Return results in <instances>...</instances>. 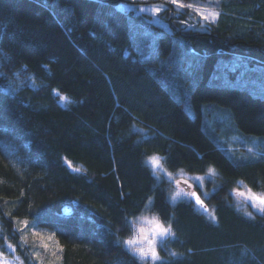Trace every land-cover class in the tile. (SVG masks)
I'll list each match as a JSON object with an SVG mask.
<instances>
[{
    "label": "trees",
    "instance_id": "16d2710c",
    "mask_svg": "<svg viewBox=\"0 0 264 264\" xmlns=\"http://www.w3.org/2000/svg\"><path fill=\"white\" fill-rule=\"evenodd\" d=\"M156 1L0 0V247L15 244L22 264H264V213L233 203L239 181L264 191V152L233 161L202 120L203 104L216 102L240 131L264 136V95L212 78L227 58L264 82V0H192L223 9L218 36H175L154 24L155 50L140 55L130 30L149 15L119 3ZM228 40L235 54L217 53ZM183 69L200 74L196 115L166 86ZM151 154L172 172L215 168L216 188L202 203L197 194L173 200L175 184L158 180ZM147 211L172 229L156 261L125 246ZM23 219L53 232L40 262Z\"/></svg>",
    "mask_w": 264,
    "mask_h": 264
},
{
    "label": "rangeland",
    "instance_id": "374dc122",
    "mask_svg": "<svg viewBox=\"0 0 264 264\" xmlns=\"http://www.w3.org/2000/svg\"><path fill=\"white\" fill-rule=\"evenodd\" d=\"M166 1L168 0L152 3L140 2L139 6L136 8H134L132 4L126 2L119 3L121 8L127 10H132L133 8L136 10L137 14L146 13L149 15V17L144 20L143 18L135 20L130 30L134 48L140 52V55L144 52L145 56L151 55V52L155 50L157 44V35L159 32H162L161 25L168 26L166 21L160 18L161 16H158L162 11L161 9L167 4ZM169 1L173 2V0ZM204 1L210 3V0ZM206 2L203 4H208ZM179 3H181V0H178V3H175V5ZM196 8H198L195 11L198 14L196 17L200 16L202 21L213 20L217 15L213 10L202 7ZM141 24L146 25V28L141 27ZM154 24L161 27H155ZM143 55L141 56L142 58H144ZM235 59H238V57L234 56L233 60ZM228 62L231 61H228L227 58L222 60L221 63L223 65L214 70L212 74L213 79L220 83L247 86L255 92L264 95V82H261L256 77L249 78L244 69L239 70V68L235 66L228 67L226 65ZM199 79L200 74L198 71L183 69L173 71L172 78L167 79L168 83H166V86L174 97L182 100L184 106L193 115H196V112L192 103V89ZM61 100L62 102H66L68 98L66 95L62 94ZM202 120L204 129L214 138L218 145L225 149L226 153L233 161L244 162L253 160L264 152V136L240 131L235 124L230 108L216 102H206L202 106ZM147 162L158 180H172L175 184L170 194L173 200L191 199L194 197V194H197L198 197H208L210 192L217 186L215 180L217 171L213 167H210L207 172L200 174L188 173L181 169L172 172L167 169L163 157L160 154H151L147 157ZM185 185H187V187H185ZM197 191L199 192L197 193ZM260 198H264V191L249 188L242 181L238 182L237 188L233 191V203L235 207L249 216H254L258 212L264 213V203L261 202ZM198 208L199 210L206 211L208 217L214 218V209L212 207L204 208L202 205L198 204ZM155 222H159L163 227H166L168 231L163 233L155 231ZM133 224L135 227V233L132 236L134 243L129 244L125 240V246L143 260H159L161 258L160 245L164 242L166 237L172 234L171 226L149 211L143 212L135 217ZM20 225L24 228V236L30 237V241L37 243V246L33 249V253L40 262L42 250L50 246L53 247L52 244L55 243L53 232L37 229L31 224H28L24 219L20 220ZM141 228L145 229L142 233L140 231ZM149 240L153 241L152 247L156 251V256H153L151 252L147 255H143L138 251L139 248H145L147 250ZM7 248L8 249H4V247H0V264H22L17 256L11 255V252H13L14 255H18L16 245L8 242Z\"/></svg>",
    "mask_w": 264,
    "mask_h": 264
},
{
    "label": "flooded vegetation",
    "instance_id": "af4514ba",
    "mask_svg": "<svg viewBox=\"0 0 264 264\" xmlns=\"http://www.w3.org/2000/svg\"><path fill=\"white\" fill-rule=\"evenodd\" d=\"M192 0H181V3L175 5L167 3L161 10V13L158 14L160 18L166 21L168 26H166V29L168 31H172V33L175 36H186L187 38H193V37H201L203 35H207L209 38H214L215 36H218V32L216 31L217 27L220 26L219 17L223 9L217 8L214 6H211L209 4H200V3H191ZM226 2H228L226 0ZM232 2V1H231ZM230 2V3H231ZM229 3V2H228ZM187 4H191L190 7L195 6L196 7H202L206 8L208 10H213L217 13L216 17L213 20H201L200 16L196 17L198 14L196 13V16L191 17V15L187 14L186 9L188 8ZM188 8L189 13H194L195 9ZM198 9V8H197ZM159 11V12H160ZM195 20V21H194ZM193 21V22H192ZM163 26V25H161ZM213 35V36H212ZM233 40H228L227 45H217L216 51L217 53H230L235 54V51L237 50V47L235 44H232ZM191 49H197L195 46H191ZM198 52L201 54H209L210 49L207 47H202L201 49H198Z\"/></svg>",
    "mask_w": 264,
    "mask_h": 264
},
{
    "label": "snow or ice",
    "instance_id": "6c2138e0",
    "mask_svg": "<svg viewBox=\"0 0 264 264\" xmlns=\"http://www.w3.org/2000/svg\"><path fill=\"white\" fill-rule=\"evenodd\" d=\"M173 3H178V0H173ZM196 199L199 201V197H196ZM261 199V202L264 203V198H260ZM141 231H143V229H141ZM155 231H158V232H166L168 231V229L166 227H163L159 222H155ZM129 244H133L134 241H129L128 242ZM153 245V241L152 240H149L148 241V249L146 250L145 248H139L138 251L140 253H142L143 255H147L149 252H151V254L153 256H156V251L155 249L152 247Z\"/></svg>",
    "mask_w": 264,
    "mask_h": 264
},
{
    "label": "clouds",
    "instance_id": "9594fccd",
    "mask_svg": "<svg viewBox=\"0 0 264 264\" xmlns=\"http://www.w3.org/2000/svg\"><path fill=\"white\" fill-rule=\"evenodd\" d=\"M141 229H143V228H141ZM141 229H140V231H141ZM144 231H145V229H143V231H141V233L144 232ZM124 239H125L127 242L132 241L133 239H132L131 233L129 234V236L125 237Z\"/></svg>",
    "mask_w": 264,
    "mask_h": 264
},
{
    "label": "water",
    "instance_id": "95a60500",
    "mask_svg": "<svg viewBox=\"0 0 264 264\" xmlns=\"http://www.w3.org/2000/svg\"><path fill=\"white\" fill-rule=\"evenodd\" d=\"M185 187H187V185H185ZM199 202L202 203L201 199H199ZM66 211L69 212V211H70V208L68 207V208L66 209Z\"/></svg>",
    "mask_w": 264,
    "mask_h": 264
}]
</instances>
